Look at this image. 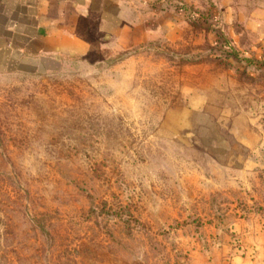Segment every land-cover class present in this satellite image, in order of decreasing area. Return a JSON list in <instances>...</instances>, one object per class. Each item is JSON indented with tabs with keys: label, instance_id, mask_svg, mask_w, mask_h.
Returning <instances> with one entry per match:
<instances>
[{
	"label": "rangeland",
	"instance_id": "obj_1",
	"mask_svg": "<svg viewBox=\"0 0 264 264\" xmlns=\"http://www.w3.org/2000/svg\"><path fill=\"white\" fill-rule=\"evenodd\" d=\"M142 7L0 76V264H264V0Z\"/></svg>",
	"mask_w": 264,
	"mask_h": 264
},
{
	"label": "crops",
	"instance_id": "obj_2",
	"mask_svg": "<svg viewBox=\"0 0 264 264\" xmlns=\"http://www.w3.org/2000/svg\"><path fill=\"white\" fill-rule=\"evenodd\" d=\"M143 3L0 0V76L41 72L62 57L86 56L96 28L109 39L142 32Z\"/></svg>",
	"mask_w": 264,
	"mask_h": 264
}]
</instances>
